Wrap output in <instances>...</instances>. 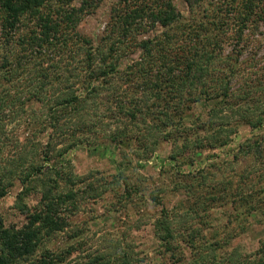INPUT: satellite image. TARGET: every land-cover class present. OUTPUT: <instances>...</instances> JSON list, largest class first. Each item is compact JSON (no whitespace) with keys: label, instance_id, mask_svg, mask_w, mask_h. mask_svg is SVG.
Listing matches in <instances>:
<instances>
[{"label":"trees","instance_id":"trees-1","mask_svg":"<svg viewBox=\"0 0 264 264\" xmlns=\"http://www.w3.org/2000/svg\"><path fill=\"white\" fill-rule=\"evenodd\" d=\"M183 1L118 0L96 39L80 26L104 0H0V199L16 191L26 220L0 216V264H142L141 222L164 262L264 264V238L231 248L264 220V0ZM165 144L166 181L132 183L126 169ZM79 147L110 154L115 173H77ZM136 198L160 210L138 220Z\"/></svg>","mask_w":264,"mask_h":264},{"label":"rangeland","instance_id":"rangeland-1","mask_svg":"<svg viewBox=\"0 0 264 264\" xmlns=\"http://www.w3.org/2000/svg\"><path fill=\"white\" fill-rule=\"evenodd\" d=\"M117 2L118 0H104L98 11L95 14L88 16L83 21L80 26V31L96 39L101 37L106 25L109 22L111 8ZM174 2L177 4L180 10H182L183 12L185 11L186 5L183 0H174ZM261 31L264 33V25H262ZM227 50H229V48H227ZM263 52L264 51H262L261 53ZM132 56L130 58H132ZM204 111V108H200L197 110V114L203 113ZM23 132H25L24 129ZM250 135V128L245 125L241 126L239 129V133L234 137L232 144L226 149L222 150V158H230L229 153H232L237 148V146ZM106 143L107 141L103 139V144ZM169 153L170 145L165 144L159 148L155 157L140 164L143 167H137L135 161L131 169H126L131 177L132 183H135L138 179H140V183H143V186L147 185V187H149L150 189H156L157 187H159V185L161 184L160 182L166 181V176L163 175L159 177V174L160 170H162L161 167L163 163L166 162V158L168 157ZM67 157L71 160L75 171L79 174H85L90 170H99L105 172L106 175L109 176L116 171V164L113 157L110 154L104 152L96 153L92 150H88L87 148L79 147L72 150ZM15 195L16 191L12 190L6 197L0 199V216L5 220L7 226L16 225L17 227H20L25 223L26 220L23 215H20L13 208ZM33 200L35 201L36 198H33ZM180 201L181 198L178 195H173L170 193H168L163 200V202L169 208L176 206ZM30 202L32 203V201ZM138 203L139 199L136 198L135 203L133 204V213L136 215L138 220L143 219L144 221V219H147V217L156 215L160 210L159 207L148 206V208H146L145 204L141 205ZM86 209L87 211L92 209L98 212V215L100 214L99 220L97 221L100 225V228L103 227L104 230H106L109 229V227H112L111 220L103 217V213L105 212V203L92 202L87 205ZM84 215L81 214L79 216V219H81V217H83ZM141 225V229L134 228V230L132 231L131 227L129 228L126 225H123L122 228L127 234H129L130 231L132 232L133 238L136 240L140 254L144 259L142 264H171L169 261L164 262L160 258V256L156 255L154 246L155 241L151 226L145 225L144 222H141ZM244 229H246L244 232L242 230L240 232L239 230L233 231L234 233H237L235 235L231 232L232 236H234L231 240V248L240 247V249L245 251L244 253H250L251 250L258 247L260 240L264 238V220L260 218H256L254 220L252 218L250 219L248 226H245Z\"/></svg>","mask_w":264,"mask_h":264}]
</instances>
